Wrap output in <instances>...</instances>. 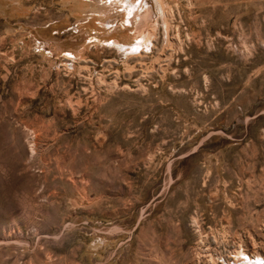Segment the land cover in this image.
I'll list each match as a JSON object with an SVG mask.
<instances>
[{
	"label": "rangeland",
	"instance_id": "rangeland-1",
	"mask_svg": "<svg viewBox=\"0 0 264 264\" xmlns=\"http://www.w3.org/2000/svg\"><path fill=\"white\" fill-rule=\"evenodd\" d=\"M259 255L264 0H0V264Z\"/></svg>",
	"mask_w": 264,
	"mask_h": 264
},
{
	"label": "bare ground",
	"instance_id": "bare-ground-1",
	"mask_svg": "<svg viewBox=\"0 0 264 264\" xmlns=\"http://www.w3.org/2000/svg\"><path fill=\"white\" fill-rule=\"evenodd\" d=\"M142 6V5H141ZM133 19V18H132ZM138 47V46H137ZM146 46L144 47V45H140L139 46V49H141V52H140V54L143 52V51H145L146 50ZM148 48H150V47H148ZM152 49V48H151ZM240 256H243L244 257V259L245 258H247L248 256L246 255V254H240ZM255 258H257V259H260L261 261H264V258L262 257V256H256ZM244 259H242L240 262H242V261H244ZM250 261L252 262L253 260H252V258L250 257ZM256 262V264H258V262L257 261H255ZM260 263V262H259Z\"/></svg>",
	"mask_w": 264,
	"mask_h": 264
}]
</instances>
